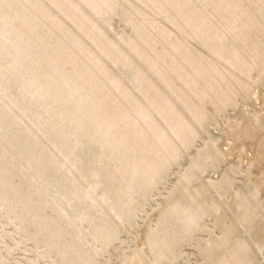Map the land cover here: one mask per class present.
Masks as SVG:
<instances>
[{
    "label": "rangeland",
    "instance_id": "rangeland-1",
    "mask_svg": "<svg viewBox=\"0 0 264 264\" xmlns=\"http://www.w3.org/2000/svg\"><path fill=\"white\" fill-rule=\"evenodd\" d=\"M0 264H264V0H0Z\"/></svg>",
    "mask_w": 264,
    "mask_h": 264
},
{
    "label": "bare ground",
    "instance_id": "bare-ground-1",
    "mask_svg": "<svg viewBox=\"0 0 264 264\" xmlns=\"http://www.w3.org/2000/svg\"><path fill=\"white\" fill-rule=\"evenodd\" d=\"M5 32H7V31H5Z\"/></svg>",
    "mask_w": 264,
    "mask_h": 264
}]
</instances>
